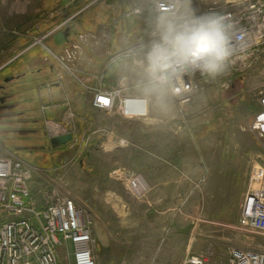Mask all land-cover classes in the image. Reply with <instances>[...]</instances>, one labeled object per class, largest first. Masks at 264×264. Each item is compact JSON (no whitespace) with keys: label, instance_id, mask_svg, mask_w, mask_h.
I'll list each match as a JSON object with an SVG mask.
<instances>
[{"label":"rangeland","instance_id":"obj_1","mask_svg":"<svg viewBox=\"0 0 264 264\" xmlns=\"http://www.w3.org/2000/svg\"><path fill=\"white\" fill-rule=\"evenodd\" d=\"M257 1L264 3L192 0V5L197 12H208L214 2L220 10H232ZM149 4L150 0H97L79 23L80 29L77 26L82 33L71 35V45H66L81 61L95 65L103 56L104 61L117 62L119 81L131 88V96L149 100L147 116L108 119L119 127L114 134L117 146L108 150L103 149L106 145L95 148L92 138L87 145V128L79 127L73 111L67 112L59 120L69 123L63 125L68 133L76 130L75 141L53 149L48 124H59L58 118L41 112V104L22 102L19 78H8V70L3 71L0 86L6 102L14 107L8 115L0 110V157L21 159L33 170L36 188L68 192L76 206L88 213L96 264H182L188 255L200 253L209 254L215 264H227L231 249H264V236L238 226L245 194L259 185L251 179L252 172L264 166V136L256 125L264 96V43L249 52L246 68L210 78L188 103L181 104L171 91L164 100L146 97L137 49L152 38L154 14ZM94 13H103L106 21H94ZM106 14L116 17L107 20ZM48 40L34 36L23 46L45 50L52 46L62 55L60 43ZM117 41L120 53L101 54ZM88 48L99 54H84ZM49 54L43 57L46 63L50 57L62 68L63 56ZM28 97V101L34 98ZM123 173L140 178L141 195L130 191ZM60 261L69 264L64 254Z\"/></svg>","mask_w":264,"mask_h":264},{"label":"built area","instance_id":"obj_2","mask_svg":"<svg viewBox=\"0 0 264 264\" xmlns=\"http://www.w3.org/2000/svg\"><path fill=\"white\" fill-rule=\"evenodd\" d=\"M172 2L150 0V12L155 14L166 10ZM213 6L209 11L223 14L235 23L237 41L244 46L242 58L236 59L227 72L232 68H246L249 52L258 51L264 43V3H241L232 10H220L216 2ZM135 13L140 12L136 10ZM146 44L138 46L137 52H141ZM60 63L66 72L81 81L75 71L67 68L63 61ZM209 79L199 73L185 76L174 85L171 93L181 104L188 103L197 88ZM85 89L92 95L91 105L95 110L115 109L124 119L147 116V98L126 95L123 88ZM256 125L260 136H264V96L260 100ZM47 134L50 141L56 136L68 134V131L65 126L50 122ZM33 176V170L21 159L12 155L0 157V264H61L63 254L69 259V264H96L88 213L76 206L68 192L50 186L36 188ZM122 177L133 194H142L144 189L139 177L130 173H123ZM251 179L259 185L245 194L238 226L245 232L264 236V166L255 168ZM182 264L212 262L209 254L200 253L188 255ZM227 264H264V249H231Z\"/></svg>","mask_w":264,"mask_h":264},{"label":"crops","instance_id":"obj_3","mask_svg":"<svg viewBox=\"0 0 264 264\" xmlns=\"http://www.w3.org/2000/svg\"><path fill=\"white\" fill-rule=\"evenodd\" d=\"M57 2L58 0H0V57L3 62L0 61V73L8 70L6 77L16 76L19 78L18 86L22 87V102L25 100L26 104H41V112L47 113L49 118H58L55 121L66 127L69 126V123L60 121V117L65 118V115H68L67 112L72 113L71 111H73L79 122V127L87 128V133H84L88 136L87 145H90V141L95 139V148L106 145L103 149L110 150L117 146L114 141V134L119 127L109 124L108 119L122 117L115 109L104 112L95 110L91 105L92 95L86 91L85 87H96L104 90L122 88L124 84L119 81L117 62L107 58L104 61V57L101 56L96 59L94 65L93 61L88 62L86 59L81 61V59L76 58L75 53H72L67 47L62 55L53 51L55 54L63 56V62L67 68L75 71L78 78H80L81 81L78 82L63 67L60 68L57 63H54L50 57L46 63L44 58L49 53L43 47L28 46L25 48V45L23 46L28 38L37 36L34 35L35 33L41 34L48 31V28L54 27V24L49 27V23L37 24L33 22V16L38 5L52 9L57 5ZM110 11H112L111 7ZM92 16L96 22H98L97 19H100V23L106 21L103 13H94ZM114 16L106 14V17H108L106 19L110 20ZM85 19L79 23H82ZM79 23L77 25L78 29L81 27ZM117 42L114 43V46L110 44L106 48L108 51L101 54L113 55L120 53L121 51L118 50L120 49V43L117 44ZM85 52L86 55L87 53L99 54V51L91 52L89 48ZM24 54H28V58L22 59L21 57ZM97 54L95 56H98ZM125 94L131 95V88L128 87ZM28 96L34 97L33 100L28 101ZM71 132L74 136L75 133L77 134L74 129ZM83 140L84 138L80 140L81 144H83ZM212 264L215 263L212 262Z\"/></svg>","mask_w":264,"mask_h":264},{"label":"clouds","instance_id":"obj_4","mask_svg":"<svg viewBox=\"0 0 264 264\" xmlns=\"http://www.w3.org/2000/svg\"><path fill=\"white\" fill-rule=\"evenodd\" d=\"M150 27L152 38L139 54L140 83L149 98L164 100L185 76H221L244 52L235 23L218 12H197L192 0H173Z\"/></svg>","mask_w":264,"mask_h":264},{"label":"flooded vegetation","instance_id":"obj_5","mask_svg":"<svg viewBox=\"0 0 264 264\" xmlns=\"http://www.w3.org/2000/svg\"><path fill=\"white\" fill-rule=\"evenodd\" d=\"M93 1L94 0H58L57 5L52 9L43 7L39 4L33 16V22L37 24L49 23V27L54 24V27L48 28V31L44 33H35L34 35L41 36L44 39L48 38L50 43H60L59 48L65 49L67 44L71 45L69 39L71 35L76 36L78 33H82V31L77 30V23L86 18L85 14H87V10L90 11L91 6L94 5L97 0L91 3ZM100 26L101 24L98 26V29ZM50 47L51 52L56 50L55 47ZM6 82L9 81L6 80ZM0 90L2 93L0 98V110H5L7 113L11 111L14 105L6 102L4 86L1 85Z\"/></svg>","mask_w":264,"mask_h":264},{"label":"water","instance_id":"obj_6","mask_svg":"<svg viewBox=\"0 0 264 264\" xmlns=\"http://www.w3.org/2000/svg\"><path fill=\"white\" fill-rule=\"evenodd\" d=\"M7 81H9V80H7ZM73 141H74L73 134L68 133L66 135L56 136L54 138H51L50 139V146L55 149V148H58L61 146H65V145H67Z\"/></svg>","mask_w":264,"mask_h":264}]
</instances>
